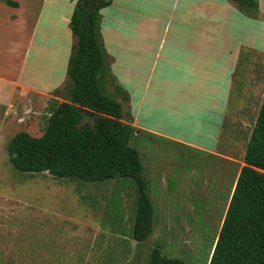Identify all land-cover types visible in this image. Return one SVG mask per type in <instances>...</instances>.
<instances>
[{
    "label": "rangeland",
    "instance_id": "1",
    "mask_svg": "<svg viewBox=\"0 0 264 264\" xmlns=\"http://www.w3.org/2000/svg\"><path fill=\"white\" fill-rule=\"evenodd\" d=\"M188 2L113 0L111 6L101 10V39L109 70L104 86L122 102L124 120L202 147L183 146L145 130L132 137L131 144L141 155L142 174L149 181L155 210L153 232L142 242L133 238L138 194L131 178L85 182L54 177L48 172H21L9 161L8 144L16 132L42 135L56 104L70 101L72 83L67 69L74 45L71 47L70 38L76 42L70 21L65 14L60 16L62 11L36 6L35 14L42 10L37 40L45 42L47 48L37 52L41 57L36 62L32 59L31 65L41 70L38 85L43 88L46 81L53 87L46 93L15 96L12 108L0 105V264H150L155 247L166 256L182 258L185 264H208L234 181L235 167L228 169L222 155L238 157L246 150L264 97V54L256 55L246 69L240 66L238 72L232 73L231 100L225 125H221L225 129L218 134L217 118L223 114L218 110L217 117L214 109L210 110L211 99L205 97L208 89L203 76L198 79L195 75L193 79L187 75L191 72L173 71L164 60L175 58V47L183 50L182 46H187L182 35L191 27L180 22L178 12L187 10V20L199 14H194L192 8L188 13ZM258 2L256 10L243 8L241 15L231 18L241 36L256 23L255 42L260 47L264 46V31L259 35L257 32L264 29V0ZM158 12L163 14L156 31L159 40L150 41L152 48L144 56L149 63L139 65L142 78L133 89L121 79L126 77L124 71H113L116 56L108 50L105 32L110 29L108 24L115 22L117 31L133 33L142 18ZM15 25L12 33H5L6 37L16 34ZM46 25L49 31L44 34L41 30ZM222 27L221 32L226 28ZM162 35L163 50L159 48ZM218 43L221 44H214L205 59L212 60ZM27 75L25 71L24 77ZM216 75L213 73V77ZM197 87L203 91L199 98L193 93ZM188 96L192 100H187ZM132 99L141 100L136 111Z\"/></svg>",
    "mask_w": 264,
    "mask_h": 264
},
{
    "label": "trees",
    "instance_id": "2",
    "mask_svg": "<svg viewBox=\"0 0 264 264\" xmlns=\"http://www.w3.org/2000/svg\"><path fill=\"white\" fill-rule=\"evenodd\" d=\"M18 7L17 0H3ZM257 9L258 0H234ZM112 0H78L70 19L76 38L69 58L70 101L52 109L45 131L32 136L21 130L8 144L14 169L48 172L54 177L103 182L131 178L137 190L133 238L153 232L154 205L149 181L143 176L139 150L131 144L135 127L124 120L122 102L104 86L109 74L100 28L101 10ZM83 109L95 112L86 115ZM242 166L208 264H264V97L244 154ZM150 264H185L155 247Z\"/></svg>",
    "mask_w": 264,
    "mask_h": 264
},
{
    "label": "crops",
    "instance_id": "3",
    "mask_svg": "<svg viewBox=\"0 0 264 264\" xmlns=\"http://www.w3.org/2000/svg\"><path fill=\"white\" fill-rule=\"evenodd\" d=\"M17 1L19 2V6L13 7L3 0H0V105H10L11 108L13 107L12 100L15 96H24L37 92L46 93L49 87L50 89L53 87L52 83L44 81L43 88H41L37 83V80L42 81L41 70L36 65H31L32 59L36 62V59L41 57V54L37 55V52H41L47 48L45 42H38L37 40L42 10L40 8V12L35 14L37 11L36 6L42 4V9L47 6L51 11L57 10L59 13L62 11L60 16L62 17L65 14V19H69L70 21L77 0ZM187 8L189 9V14L191 8L194 14L195 11L199 13L194 15L192 19L187 20L186 15H184L187 10L180 9L178 12L180 22L189 24L191 27L188 33L182 35L187 42V46H182L184 48L183 50L175 47V58L164 60L170 63L173 71L191 72L187 75L193 79L195 75L196 77L198 76V79L203 76L205 86L208 89V95L205 97L211 99L210 110L214 109L215 113L213 115L217 117H219V114H217L218 110L223 114L221 118H217L218 125H216V128L219 134L222 128L225 129L221 125L223 124V120L226 121L228 104L231 100L230 81L232 80V73L238 72V69L241 68L240 66L246 69V66L251 65L256 55L264 54V46L259 47L255 42L256 23H254V26L248 27L245 36H241L236 32L237 28L233 27L231 16L241 15L243 8L234 0H193L192 2L189 0ZM31 12H34L33 17H31ZM162 15L158 12V14L148 15L142 18L139 26H137V30L128 34L117 31L114 26L117 25L115 22L108 24L111 26L105 32V41L108 40L109 52L114 53L116 56V63L112 66L113 71H124L126 77L124 76V79L121 77V79L133 89L135 88L133 85H137L139 83L138 80L142 78V75L138 73L139 65L145 62L149 63V60L145 59L144 56L152 48L153 44L150 41L155 38L159 40L156 31L159 29V23L162 22ZM218 17H222V19L219 20ZM51 18H55V16H51ZM233 18L236 19V17ZM13 23L16 24V27H14L16 34L14 33V36L10 35L6 37L5 33L9 31L12 33ZM222 25L226 27H224L225 31L223 32L220 31L223 28ZM41 31L47 34L49 27L46 25ZM263 31L264 29H262L261 33L258 31V35L262 34ZM102 38L104 39L103 36ZM160 40L159 48L163 50L165 44L164 35H162ZM217 42L221 44L218 43L212 60L205 59V55L211 52L213 45L217 44ZM70 43L72 47V44H74L72 37L70 38ZM113 43L116 44L114 45L116 48H113ZM117 64L119 65L118 70L115 68ZM25 71H28V75L24 77ZM213 73H217V75L213 77ZM210 75H212V78H210ZM207 83L209 84L208 86ZM199 84L202 86V82ZM193 93L194 97L199 98L198 96L202 95L203 91L197 87V90ZM187 100L192 99L188 96ZM138 101L140 102L141 100L133 101L132 99L135 111L136 109L138 110ZM133 125L136 127V133L138 134H140L141 130H145L159 136H166V138L168 137L183 146L202 148L179 137L161 131H155L150 127L139 126L136 122ZM244 150L238 157L232 154L222 155L228 164V169L232 170L235 167L232 173L234 181L229 200L240 170L245 164L243 158ZM211 153L217 154L214 150H211Z\"/></svg>",
    "mask_w": 264,
    "mask_h": 264
},
{
    "label": "water",
    "instance_id": "4",
    "mask_svg": "<svg viewBox=\"0 0 264 264\" xmlns=\"http://www.w3.org/2000/svg\"><path fill=\"white\" fill-rule=\"evenodd\" d=\"M83 111L85 112L86 115H89L91 117H94L95 116V112H92L88 109H83Z\"/></svg>",
    "mask_w": 264,
    "mask_h": 264
}]
</instances>
